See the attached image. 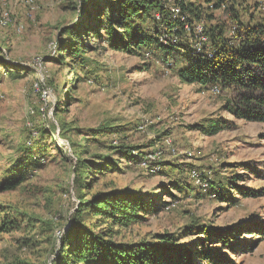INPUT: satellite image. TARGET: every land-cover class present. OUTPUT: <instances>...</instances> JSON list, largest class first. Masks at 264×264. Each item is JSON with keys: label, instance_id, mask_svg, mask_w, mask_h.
<instances>
[{"label": "rangeland", "instance_id": "rangeland-1", "mask_svg": "<svg viewBox=\"0 0 264 264\" xmlns=\"http://www.w3.org/2000/svg\"><path fill=\"white\" fill-rule=\"evenodd\" d=\"M25 1L0 0V16L6 10L12 19L0 28V264H62L71 220L96 226L89 212L78 215L79 203L112 193L147 207L112 242L160 243L190 264H210L206 252L213 264L221 255L264 264L257 232L264 228V124L227 115L226 92L183 83L177 70L186 48L170 56L155 46L135 54L112 48L99 13L108 0H32L34 10ZM209 1H195L204 23L193 24L188 44H196L197 25H224L232 39L237 27L264 20V0H235L231 11ZM72 29L84 67L65 49L76 39ZM161 32L169 41L166 26ZM216 120L227 124L205 134ZM80 161L87 168L78 171ZM214 233L230 237V246Z\"/></svg>", "mask_w": 264, "mask_h": 264}, {"label": "trees", "instance_id": "trees-1", "mask_svg": "<svg viewBox=\"0 0 264 264\" xmlns=\"http://www.w3.org/2000/svg\"><path fill=\"white\" fill-rule=\"evenodd\" d=\"M195 1L172 0V3L180 7L183 21L169 11L167 0H108L106 8L103 11L99 9V13L107 16L103 28L112 48L135 54L143 48L155 46L164 56L173 55L178 49L186 48L187 51L182 57L183 64L177 70L183 83L226 92L223 110L227 115L235 121L264 124V20L255 25L242 26L239 29L237 27L232 39L224 38V25L217 24L208 30L203 26L209 48L202 44L200 51L196 53L195 43L188 42L194 36L191 30L193 24L204 23V10ZM197 1L210 4L209 0ZM233 1L235 0H216L212 8L221 10L227 5V11H231L228 3ZM148 22L152 23V27L146 32L141 31V27ZM164 26L171 37L169 41L162 40L161 28L163 30ZM186 26L190 33H187ZM78 28L85 32L82 23L78 24ZM71 31L74 32L73 29ZM74 34L76 36L75 32ZM75 38L72 43L66 44L65 49L70 58L77 59L80 67H84L85 59L81 57L82 43L79 36ZM184 39L187 45L182 44ZM2 65L5 68L8 66L5 61ZM222 121H210L204 133H219L227 124L223 121L224 125H221ZM130 153L128 151L125 156L129 157ZM77 168L80 171L87 167L80 161ZM19 184V180L8 182L5 188L13 189ZM177 186L179 188L181 185ZM79 207L78 215L89 212L90 219L101 229L95 232L96 226L92 229L83 228L76 218L72 219L68 231L61 239L62 247L57 259L62 264H190L183 253H171L160 243L143 242L132 245L112 242L117 228H128L144 219L139 213L146 214L147 207L139 199L128 194H98L89 201L80 202ZM257 232L264 237V228ZM206 234L209 236L211 233ZM224 235L214 233L212 236L223 248L226 244L230 246L229 242L232 240ZM211 255V252L203 254L205 260L213 264ZM214 263L235 264L225 255H221Z\"/></svg>", "mask_w": 264, "mask_h": 264}, {"label": "built area", "instance_id": "built-area-1", "mask_svg": "<svg viewBox=\"0 0 264 264\" xmlns=\"http://www.w3.org/2000/svg\"><path fill=\"white\" fill-rule=\"evenodd\" d=\"M6 1L7 0H1L3 6H6ZM167 1L169 3L168 4L169 11L174 15V17L180 18V20L183 21L184 18L180 15V7L177 4L172 3V0H167ZM25 4L31 10H34L35 7H34V3L32 0L25 1ZM11 23H12V19H11L9 12L6 10H3L0 16V28H7L8 26L11 25ZM22 29H23V26L18 25L15 30L16 32L19 33L21 32ZM195 29L197 30V33H195L197 37L195 48L197 52H199L202 44L204 45V43L206 42V38L203 36L204 33H203V28L201 26L197 25Z\"/></svg>", "mask_w": 264, "mask_h": 264}]
</instances>
